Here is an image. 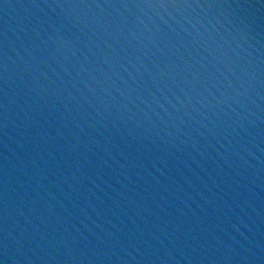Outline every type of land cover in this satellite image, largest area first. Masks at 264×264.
Listing matches in <instances>:
<instances>
[{
    "label": "water",
    "instance_id": "obj_1",
    "mask_svg": "<svg viewBox=\"0 0 264 264\" xmlns=\"http://www.w3.org/2000/svg\"><path fill=\"white\" fill-rule=\"evenodd\" d=\"M0 264H264V0H0Z\"/></svg>",
    "mask_w": 264,
    "mask_h": 264
}]
</instances>
